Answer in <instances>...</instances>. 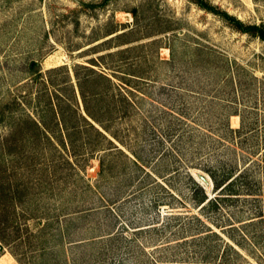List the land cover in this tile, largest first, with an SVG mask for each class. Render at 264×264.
<instances>
[{
  "label": "rangeland",
  "instance_id": "rangeland-1",
  "mask_svg": "<svg viewBox=\"0 0 264 264\" xmlns=\"http://www.w3.org/2000/svg\"><path fill=\"white\" fill-rule=\"evenodd\" d=\"M207 1L245 24L264 25V0ZM103 2L0 0V108L11 103L14 119L36 117L37 93L46 85L53 98L76 97L82 111L74 68L92 66L90 60L117 52L104 60L117 70V96L106 103L126 113L111 129L112 146L118 150L107 158L112 169L106 177L96 172L103 152L83 155L88 160H73L77 169L56 174L30 167L25 178L39 193L34 202L38 217L28 221L33 235L16 250L24 255L30 248L50 246L55 243L50 235L62 227L65 251L60 247L50 264L181 261L184 248L152 250L150 234L136 235V244L83 242L112 230L118 224L114 213L129 226L159 224L166 213H196L195 208L183 209L165 187L193 207L189 178L213 197L210 171L247 168L264 194V167L256 162L264 150V41L234 30L191 0ZM82 3L90 5L82 9ZM55 68L62 70L50 73ZM63 109L68 110L65 104ZM9 118L0 121V139L10 133ZM89 138L95 141L93 131ZM49 152L45 156H54ZM40 155L34 161L40 162ZM256 207L252 199L241 198L225 208L245 219ZM111 245L118 253L113 259ZM244 254L248 263H264L249 251ZM28 256L19 262L5 249L0 264H39L38 257Z\"/></svg>",
  "mask_w": 264,
  "mask_h": 264
},
{
  "label": "trees",
  "instance_id": "trees-1",
  "mask_svg": "<svg viewBox=\"0 0 264 264\" xmlns=\"http://www.w3.org/2000/svg\"><path fill=\"white\" fill-rule=\"evenodd\" d=\"M107 1L104 0L103 4ZM191 1L199 8L220 17L234 30L264 41V25L245 24L226 11L213 6L207 0ZM89 5L82 3L81 7L83 9ZM112 33L114 32L110 34ZM116 55L117 52L106 53L99 56L98 60H90V65L102 67L100 71L85 65H77L74 68L82 111L76 97L73 96L71 100H67L62 99L61 95L54 94L53 98V94L49 93L46 85L37 93L36 117L27 116L14 119L11 103L0 108V121L6 117L13 120L10 122V133L0 139V256L5 249H8L19 262L22 257L24 258L25 253H30L28 258L31 260L38 257L39 264H50L51 257L57 256L56 252L60 250V247L65 251L64 240L67 234L62 227H58L57 232L50 235V241L55 242L52 245L30 248L24 252V255L16 250L21 246V240L33 235L27 224L28 221L38 217L34 214L38 211L34 202L39 193L33 191V182L25 176H28L29 172L35 168L42 173H49L51 170L54 174L60 170L77 169L73 160L79 161L82 157L88 160V156L86 158L83 155L100 154L101 152L103 153L96 172L102 177L108 175L112 166L107 158L118 150L116 146H112V138L115 136L111 129L116 118H120L121 115L126 116L119 105L114 104L111 107L106 103V101L115 102L117 87L113 78H117V70L104 60ZM60 70L62 68H55L50 70V73ZM79 70H83V73L79 74ZM127 78L124 79L129 81ZM51 83L53 85V82ZM72 89L74 91V87ZM44 97L46 100H41ZM124 97L123 102H126L125 107H127L130 103L127 100L128 97ZM63 104L68 110L63 109ZM91 131L94 132L95 141L89 138ZM26 145L29 147L28 152L22 150V147ZM47 149L54 156H45L44 152ZM24 152L28 154L22 157ZM60 152H67L68 156H63ZM38 153L41 154L40 162L34 161L35 154L38 155ZM261 155L263 158L256 159V162L264 167V150ZM23 159H26L25 167L21 165ZM208 173L215 191L213 197H209L202 186L189 178L193 184V190L188 195V199L193 207L169 187H165L167 195L181 202L183 209L191 211V208H195L196 213L186 215L166 213L164 215L166 221L139 226L125 224L114 213L113 220L118 224L114 225L112 230L98 237L88 238L83 243L111 242L112 244L118 240L121 244L126 242L136 244L138 241L136 235L150 234L153 236L149 238L154 244L152 250L185 249L184 256L180 258L181 261H165L162 264H252L246 260L244 252L247 251L256 256L258 261L264 262V194L259 192L260 186L257 188V184H260L259 180L250 178L247 168L239 172L228 169L219 174L217 170ZM241 198H250L257 204L252 214L245 219L242 216L235 217L233 213L229 214L225 208L227 202L232 204ZM123 201L125 197L118 202ZM172 221L176 223L171 224ZM213 226L222 232L216 231ZM44 227L45 225L41 228ZM110 247L112 249H109V254H112L111 259H113L118 253L113 245ZM139 248L143 251L147 250L146 245L142 243ZM184 259H192V261ZM108 264L126 263L122 259L113 260V263Z\"/></svg>",
  "mask_w": 264,
  "mask_h": 264
}]
</instances>
